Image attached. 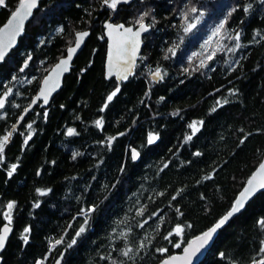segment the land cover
Here are the masks:
<instances>
[{
  "label": "trees",
  "instance_id": "16d2710c",
  "mask_svg": "<svg viewBox=\"0 0 264 264\" xmlns=\"http://www.w3.org/2000/svg\"><path fill=\"white\" fill-rule=\"evenodd\" d=\"M19 2L0 7V26ZM110 18L150 27L120 82L104 74ZM84 30L59 93L17 125ZM0 100V229L12 226L1 264H54L64 250L63 264H159L231 209L264 157V0H43L0 64ZM261 221L264 191L199 264L264 260Z\"/></svg>",
  "mask_w": 264,
  "mask_h": 264
},
{
  "label": "water",
  "instance_id": "95a60500",
  "mask_svg": "<svg viewBox=\"0 0 264 264\" xmlns=\"http://www.w3.org/2000/svg\"><path fill=\"white\" fill-rule=\"evenodd\" d=\"M43 0H36V6L30 10V13L25 15L23 20L18 22L13 20L12 24H9V21L12 20L13 13L20 7V3L14 9V11L8 16L5 22L0 26V46L4 49V57L0 59V64L3 63L4 59L9 55V53L15 49L19 43L20 38L25 33L26 25L31 20L33 13L39 7L40 3ZM135 0H120V2L116 5V7L112 10L117 9L120 5H128L134 2ZM27 2V0H25ZM24 10H22L23 13ZM108 25H112V29H109ZM123 27H120V26ZM141 25V24H140ZM140 25L134 27L133 25H124L122 23L115 24L111 19L104 22V32L106 37V55L104 61V74L107 79L114 77L117 81H124L130 75L133 74L137 59L143 49V37L150 31V27L143 23L144 30L141 29ZM126 29H131L132 32H126ZM87 32L88 35L83 38L80 46L76 48V39L77 33L75 36V43L66 49L65 55L58 59V61L48 70L45 76L42 78L40 82L39 89L35 96L32 98L30 105L25 109L23 114L21 115L20 121L27 115L29 111H31L35 105L39 102L42 106L47 107L52 99L59 93L63 86V81L66 75L69 74L72 64L77 57V55L82 51L84 44L89 37L90 31H81L78 33ZM134 33H139L138 36L134 35ZM69 48H76V51L72 54L71 60L68 61L67 65H61L62 60H67L68 58V50ZM60 65V67H57ZM45 100L47 102H45ZM74 132V131H73ZM68 136H71L67 133ZM118 137H121L119 135ZM114 139L116 137H113ZM114 139H110L112 142ZM133 152L137 155L133 158ZM131 157L134 161H139L140 154L136 150H132ZM264 164V157L253 173L250 175L246 183L244 184L242 190L236 196L231 209L222 216L212 227L207 229L202 234L192 238L179 253L170 255L169 257L163 259L159 264H164V261H169V264H199L206 257L207 253L211 249L213 243L215 242L219 232L223 229L230 220L238 215L245 208L247 203L258 193L264 191V187H260L261 183H264V169L261 168V165ZM249 181H252V185H249ZM250 187H254V191L245 194L242 197V193H245V189ZM243 199V207L238 211L233 213L232 216L215 232L212 233L211 238L207 240V242L201 241V237H203L204 233L209 232L213 229L217 223L225 216L228 215L230 211H232L233 206L236 204L237 200ZM5 227H8L10 231L7 233V238L5 240L4 247L0 249V264L2 263V252L4 251L7 241L12 233V226L9 224L2 225L0 229V234H3V230ZM185 249L188 250V253L185 252ZM65 257V250L60 254V256L55 260L54 264H62L63 259ZM176 259L173 260L172 258ZM187 257V258H186Z\"/></svg>",
  "mask_w": 264,
  "mask_h": 264
},
{
  "label": "snow or ice",
  "instance_id": "6c2138e0",
  "mask_svg": "<svg viewBox=\"0 0 264 264\" xmlns=\"http://www.w3.org/2000/svg\"><path fill=\"white\" fill-rule=\"evenodd\" d=\"M119 2H120V0H104V3L113 9L116 7V5ZM3 4H4V0H0V5H3ZM35 6H36V0H27V2H25V0H21L20 7L17 8V10L13 13L12 20L9 21V24L11 25L13 20L18 21V22L22 21L24 16L29 14L30 10L32 8H34ZM22 10H24L23 13H22ZM141 19H143V17H141ZM108 27H109V29H112L113 26L108 25ZM120 27H123V26L121 25ZM140 27L142 30H144L143 23H141ZM221 27H223V25H221ZM125 31L129 32V33L132 32L131 29H126ZM87 35H88L87 32L77 33L76 48H78L80 46L81 42L83 41V38L86 37ZM134 35L138 36L139 33H134ZM238 38L239 37L237 36L236 39H238ZM237 47H239V45H237ZM76 48H69L68 58H67V60H62L61 65H67L68 61L71 60V58H72V54L76 51ZM3 57H4V49L2 46H0V59H3ZM57 67H60V65H58ZM154 75L156 77H160L162 79L161 73L159 71L155 72ZM117 91H119V89H117ZM115 95H116V92H113L111 95L108 96L107 99L109 101H111L113 96H115ZM45 102H47V101L45 100ZM3 106H4V101L0 100V108H3ZM96 124H97V126H101L102 121L97 120ZM190 127H192L194 131H196L197 130L196 122H193V124L190 125ZM29 128H31V125H29ZM73 131L74 130L69 129L68 134L72 135ZM9 135H11V133H9ZM30 138L31 137L29 136L28 139H30ZM110 139H114V138H110ZM154 139H155V137L150 136L149 137V143H152ZM188 139H191V137H188ZM7 141H8V136H5V137H3L2 140H0V159H2V154L4 151V145L7 143ZM25 143H27V139L25 140ZM136 155L137 154L135 152H133V158H135ZM197 155H199V153H197ZM261 168L264 169V164L261 165ZM15 169H16V165H12L11 171H9L8 175L11 176L12 172H14ZM249 185L250 186L252 185V181H249ZM260 187H264V183H261ZM251 191H254V187H250L248 189H245V193L241 194L242 197H244L245 194L250 193ZM40 194L44 195L45 193L43 191H41ZM13 206L14 205L12 203H9L7 207L9 210H11L13 208ZM242 207H243V199L237 200L236 204L232 208V211H230L227 216H225L223 219H221L219 221V223H217L213 229H211L209 232L204 233L203 237L200 238L201 241L207 242V240L211 238L212 233L215 232L216 229L220 228L229 219V217L233 215V213L238 212ZM9 222H10V214H9ZM261 224H264V221H261ZM9 231H10V229L8 227H5L3 230V234H0V249H2L4 247L5 240L7 238V233ZM28 231H29V229H25V232H28ZM83 231H84V228L82 227L80 229V232L77 233V236H79L80 233H82ZM181 231H182L181 228H179V227L176 228L177 234H179ZM23 239H24L25 243H27V239H28L27 236H24ZM56 243H60V241H56ZM72 243L74 244L75 240H73ZM69 246H71V245H69ZM177 246H179V245H177ZM129 251H131V250L129 249L128 251H125L123 253V255L127 256ZM160 251H166V250L160 249ZM262 251H264V249H262ZM185 252L188 253V250L185 249ZM172 259L175 260L176 258L173 257ZM164 264H169V261H167V260L164 261ZM258 264H264V260L259 261Z\"/></svg>",
  "mask_w": 264,
  "mask_h": 264
},
{
  "label": "flooded vegetation",
  "instance_id": "af4514ba",
  "mask_svg": "<svg viewBox=\"0 0 264 264\" xmlns=\"http://www.w3.org/2000/svg\"><path fill=\"white\" fill-rule=\"evenodd\" d=\"M5 2H6V0H4V4H5ZM20 2H21V0H20ZM20 2H19V3H20ZM102 3H103V2H102ZM4 4H3V5H4ZM3 5H0V7L3 6ZM16 7H17V6H16ZM110 19H112V18H110ZM84 31H86V30H84ZM80 32H81V31H80ZM75 36H76V34H75ZM104 37H105V32H104ZM105 39H106V37H105ZM74 43H75V42H74ZM74 43H73V44H74ZM106 44H107V42H106ZM71 46H72V45H71ZM69 47H70V46H69ZM105 50H106V45H105ZM105 52H106V51H105Z\"/></svg>",
  "mask_w": 264,
  "mask_h": 264
},
{
  "label": "bare ground",
  "instance_id": "6f19581e",
  "mask_svg": "<svg viewBox=\"0 0 264 264\" xmlns=\"http://www.w3.org/2000/svg\"><path fill=\"white\" fill-rule=\"evenodd\" d=\"M89 1H90V0H89ZM101 1H102V0H101ZM16 3H17V2H16ZM68 42H70V40H69ZM74 42H75V41H74ZM74 42H73V43H74ZM70 43H71V42H70ZM69 45H70V44H69ZM69 45H68V46H69ZM72 45H73V44H72ZM68 46H67V47H68ZM70 46H71V45H70ZM59 58H60V57H59ZM57 61H58V60H57ZM52 66H53V65H52ZM62 264H63V263H62Z\"/></svg>",
  "mask_w": 264,
  "mask_h": 264
},
{
  "label": "rangeland",
  "instance_id": "374dc122",
  "mask_svg": "<svg viewBox=\"0 0 264 264\" xmlns=\"http://www.w3.org/2000/svg\"><path fill=\"white\" fill-rule=\"evenodd\" d=\"M196 128L198 129V125H196ZM192 131H194L193 128H192ZM38 264H40V263H38Z\"/></svg>",
  "mask_w": 264,
  "mask_h": 264
}]
</instances>
